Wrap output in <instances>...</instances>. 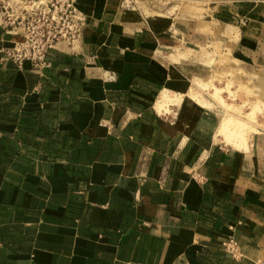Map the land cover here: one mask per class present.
Returning <instances> with one entry per match:
<instances>
[{
	"label": "crops",
	"instance_id": "1",
	"mask_svg": "<svg viewBox=\"0 0 264 264\" xmlns=\"http://www.w3.org/2000/svg\"><path fill=\"white\" fill-rule=\"evenodd\" d=\"M120 1L78 0L81 41L43 69L0 60V264H255L264 139L229 147L221 109L158 102L206 81L193 66L211 30L262 88L264 0H210L198 23ZM18 39L0 27V44Z\"/></svg>",
	"mask_w": 264,
	"mask_h": 264
},
{
	"label": "rangeland",
	"instance_id": "2",
	"mask_svg": "<svg viewBox=\"0 0 264 264\" xmlns=\"http://www.w3.org/2000/svg\"><path fill=\"white\" fill-rule=\"evenodd\" d=\"M77 3L78 0H76V5ZM216 6L217 2L210 0L120 1V7L127 10L172 7V13L179 11L181 16L193 18L197 23L201 20L210 19L212 15L207 17V12L210 14L217 13L215 12ZM206 34H209L210 38V42L206 41L210 44L208 64L201 65V59L204 58L202 54L204 52L207 54V52L200 46L194 48L192 53L196 60H201L197 61L198 64L194 65L193 69L195 71L206 70L208 75L206 81L194 82L184 97L183 95L169 94L166 91L158 102V108L162 109L171 104L175 105L183 100L196 101L209 111L219 108L222 115L219 116L213 130L216 140L237 149L259 146V143L264 139V85L257 91L250 89V83H252L250 77L252 76L247 67L240 62V57L232 55L231 46L227 45L226 50H223L220 42L223 39H220L221 34L218 33V30H211L210 33L203 35L206 36ZM262 259H258L256 262Z\"/></svg>",
	"mask_w": 264,
	"mask_h": 264
},
{
	"label": "built area",
	"instance_id": "3",
	"mask_svg": "<svg viewBox=\"0 0 264 264\" xmlns=\"http://www.w3.org/2000/svg\"><path fill=\"white\" fill-rule=\"evenodd\" d=\"M85 20L76 0H0V27L19 36L13 43L0 44V60H13L20 67L29 61L43 69L50 65L49 51L58 44L78 45ZM227 248L233 255L239 252L233 238ZM256 264H264V259Z\"/></svg>",
	"mask_w": 264,
	"mask_h": 264
},
{
	"label": "bare ground",
	"instance_id": "4",
	"mask_svg": "<svg viewBox=\"0 0 264 264\" xmlns=\"http://www.w3.org/2000/svg\"><path fill=\"white\" fill-rule=\"evenodd\" d=\"M159 107V106H158Z\"/></svg>",
	"mask_w": 264,
	"mask_h": 264
}]
</instances>
